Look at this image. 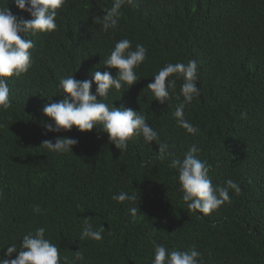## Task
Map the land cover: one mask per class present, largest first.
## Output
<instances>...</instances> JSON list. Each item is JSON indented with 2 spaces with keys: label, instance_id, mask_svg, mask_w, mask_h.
I'll return each instance as SVG.
<instances>
[{
  "label": "trees",
  "instance_id": "16d2710c",
  "mask_svg": "<svg viewBox=\"0 0 264 264\" xmlns=\"http://www.w3.org/2000/svg\"><path fill=\"white\" fill-rule=\"evenodd\" d=\"M0 4L30 19L14 0ZM111 6L112 0H66L57 10L55 31L27 37L35 45L33 66L7 78L12 106L0 111V258L23 235L45 227L46 238L60 249L61 264L78 250L84 260L76 264H151V239L170 250L195 245L203 264H264V0H136L122 7L118 27L106 33L93 18ZM124 38L133 49H147L136 69L140 79L101 99L146 115L168 145L163 162L156 159L158 145L142 137L120 152L98 127L60 133L43 128L49 121L43 105L65 98L61 79H91L97 69L115 76L117 70L104 61ZM189 59L198 64L199 95L185 105L184 118L199 128L195 135L173 116L183 102L182 80L165 104L147 89L160 68ZM57 136L78 140L73 154L40 146ZM192 145L212 166L214 185L231 178L242 189L239 195L230 191L231 203L209 215L187 208L177 173L168 167ZM121 190L137 200L114 201ZM136 205L133 218L129 209ZM84 219L105 228L102 240L80 238Z\"/></svg>",
  "mask_w": 264,
  "mask_h": 264
},
{
  "label": "clouds",
  "instance_id": "9594fccd",
  "mask_svg": "<svg viewBox=\"0 0 264 264\" xmlns=\"http://www.w3.org/2000/svg\"><path fill=\"white\" fill-rule=\"evenodd\" d=\"M14 3L16 8L26 12L30 19L18 18L8 6L0 4V111H7L12 106L7 78L19 77L33 66L31 50L35 45L27 37L37 32L55 31L57 10L66 4V0H14ZM126 4L135 6L136 0H112L111 8L107 9L102 17L94 16L93 22L100 24L106 33L115 30L123 15L122 7ZM146 57L147 49L142 44H137L133 49L132 42L124 38L115 43L104 61V66L117 70L115 76L108 71L101 72L97 69L91 70V79L77 80L73 74L61 79L59 87L65 93V98L58 102L45 103L42 107L43 115L49 118V121L43 124L45 133L67 132L73 128L79 132H89L98 127L107 135L109 143L120 152L127 151L129 142L135 137H142L146 144L155 142L158 145L156 159L163 162L167 156L168 145L160 140L159 133L147 123L146 115L131 108L113 107L112 104L110 106L101 99H106L111 89L126 90L134 85L140 79L136 69ZM197 79L198 64L189 59L187 63H167L154 75L153 82L147 85L155 100L165 104L175 94L177 81H183L180 85L183 102L176 106L173 116L178 126L191 135L197 134L199 128L184 118V108L199 95ZM93 84L96 85L94 93ZM246 115L241 113L242 118H246ZM77 144L78 140L75 138L57 136L43 140L40 146L60 155L72 153V148ZM199 151L197 146H190L182 159H171L168 167L177 173L174 179L179 183V190L183 193L182 201L187 208L209 215L225 203H231L230 191L239 195L242 189L240 184L231 178L223 185H214L209 175L212 166L199 158ZM111 198L118 203L137 200L136 195L124 190ZM33 211L41 212L40 206L34 205ZM138 212L137 205L129 209L133 218ZM155 230L153 228V235ZM104 232L103 226L94 227L89 219H84L80 238L100 241ZM45 234L46 228L39 227L23 235L19 245L13 243L6 248L4 258H0V264H61L60 249L46 238ZM150 242L153 245L151 264H203L201 253L195 245L186 250H170L155 239ZM17 252L15 258H10L11 254ZM83 260L84 252L78 250L73 252L71 260L65 256L63 264H76L77 261Z\"/></svg>",
  "mask_w": 264,
  "mask_h": 264
}]
</instances>
